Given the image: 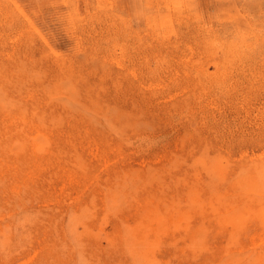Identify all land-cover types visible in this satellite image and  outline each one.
<instances>
[{
	"label": "rangeland",
	"instance_id": "rangeland-1",
	"mask_svg": "<svg viewBox=\"0 0 264 264\" xmlns=\"http://www.w3.org/2000/svg\"><path fill=\"white\" fill-rule=\"evenodd\" d=\"M0 264H264V0H0Z\"/></svg>",
	"mask_w": 264,
	"mask_h": 264
}]
</instances>
